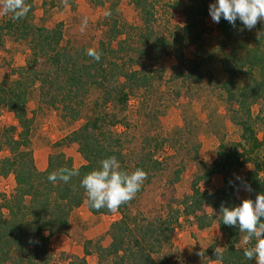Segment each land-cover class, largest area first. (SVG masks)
I'll list each match as a JSON object with an SVG mask.
<instances>
[{"label": "rangeland", "instance_id": "rangeland-1", "mask_svg": "<svg viewBox=\"0 0 264 264\" xmlns=\"http://www.w3.org/2000/svg\"><path fill=\"white\" fill-rule=\"evenodd\" d=\"M152 1L154 15L151 27L146 30L131 0H34L32 22L37 26L60 29L61 45L70 53L77 56L81 50H97L102 41L106 44L111 41L120 66L139 69L145 82L129 92L125 104L115 100L104 104L107 97L115 95L112 90V86L117 85L115 80L110 83L108 92L90 88L71 102L79 113L75 120L71 118L72 110H63L65 103L57 102L55 107L47 103L48 96L41 94L37 81L30 85L26 102L27 115L32 120L29 149L39 170L47 167L48 156L52 153L70 157L74 167L84 164L78 145L63 139L87 119L96 116L106 119L103 129L118 139L127 163H141L147 154L156 161L141 191L124 206L130 213L148 220L165 217L171 209L182 210L180 203L191 194L193 180L198 182L201 190L210 193L223 186L224 175L235 184L243 181L246 172L254 168L247 158H253L260 165L259 176L264 180V109L261 101L250 105L249 119L238 107L237 100L229 98L228 94L231 89L238 95L239 87L240 93L251 91L252 77H257L258 72L254 70L253 76L250 75L251 68L240 66L235 58L242 56L247 48L251 49V54L253 50H257L256 53L264 51V22H258L252 30L241 31L243 25L238 20L237 27L231 26L230 35L226 37L209 12L203 14L201 0ZM204 1L208 7L213 2ZM2 9L3 0H0V23L9 16ZM1 33L0 81L11 83L17 78L13 70L25 65L30 49L28 43L15 34ZM179 52L183 55L180 61L176 58ZM227 58L229 65L237 71L241 67L233 82L224 68L223 60ZM42 64L39 60L37 67ZM122 79L119 78V82ZM52 91L57 99L66 96L64 92L60 95V90ZM110 119H115L117 124L110 125ZM239 119H246L252 125L255 137L262 143L260 149L252 151L251 145L241 138L242 130L236 123ZM20 130L13 112L0 106V159L9 155L8 148L2 143L4 133L16 136ZM236 158H239L237 162ZM225 159L233 162L232 167L213 173L207 179L209 165L214 160L220 164ZM14 188L12 174L0 177V203L2 195H11ZM237 195L243 199L249 193L240 187ZM2 211L6 214L5 209ZM203 212L212 217L206 228H199L192 215L181 214L171 242L163 244L153 254L156 264H221L214 259L212 251L224 249L225 237L215 221V211L206 205ZM107 217L111 222L117 220L119 209ZM77 218L87 221L82 213H78ZM62 234L68 235L69 228ZM243 238H239L237 247L247 245ZM84 242L81 241L82 247ZM95 242L109 244L110 238L107 242L100 236L86 244L96 256L83 254L87 264L98 262ZM60 243L49 240L52 255L49 264H68L79 257L61 250ZM253 264H256L255 259Z\"/></svg>", "mask_w": 264, "mask_h": 264}, {"label": "trees", "instance_id": "trees-1", "mask_svg": "<svg viewBox=\"0 0 264 264\" xmlns=\"http://www.w3.org/2000/svg\"><path fill=\"white\" fill-rule=\"evenodd\" d=\"M33 1L25 0L26 6L30 8L25 17L13 20L12 14L9 13L7 19H3L0 23V32L15 34L17 38L25 40L30 49V56L25 65L13 70L17 78L11 83L0 81V106L13 112L21 129L16 136L5 132L2 141L8 148L9 155L0 159V177L12 174L15 188L11 195L1 197L0 264H49L52 258L49 249L50 238L56 234L68 232L71 212L83 203H86L87 209L92 214L113 213L106 208L98 211L92 209L86 192L80 184L86 174L99 167L102 159L116 156L121 170L131 173L136 168H142L148 178L157 163L148 154L141 163H133V165L127 163L118 139L112 132L103 129L106 119L96 116L87 119L81 127L72 130L63 139L64 142H73L78 145V151L85 160L84 164L74 167L70 157H65L63 153H52L48 156L47 167L44 170L37 169L29 149L32 120L27 115L26 102L30 85L32 86L35 81L39 82L41 94L44 97L48 96L45 99L47 103L53 107L57 102L65 103L63 110H72L71 118L75 120L79 113L78 109L72 107L71 102L81 93L89 91L90 88L108 92L110 83L115 80L117 85L112 86L115 95H111V98L107 97L104 104L112 100L125 104L129 92L140 88L145 82V77L139 69H125L122 65L120 66V62L114 57L113 52L117 50L111 48V41L108 44L103 41L100 43L96 50L101 53L99 62L88 56L87 51L81 50L77 56L70 53L61 45L60 29L37 26L32 22ZM131 1L140 13L143 28L149 30L154 15V1ZM200 4L204 8L203 14H207L209 12L207 2L201 0ZM217 26L224 36L229 37L231 25L226 20L222 18ZM2 43L1 33L0 46ZM246 50L242 56L236 57L235 61L240 62V66L251 68L250 75L256 70L258 76L252 77L251 91L242 90L240 93L239 87L238 95L232 93L231 89H228V94L229 98L237 100L238 107L244 110L246 117L249 118V107L252 103L261 101L264 109V51L256 53L257 50H253L251 54L250 48ZM176 56L179 61L183 58L180 52ZM39 60H42L43 64L38 68ZM226 60L228 58L223 60L224 68L229 74L230 82H233L239 75L241 67L237 71ZM119 78H123L122 81L119 82ZM52 90H55V93L60 90L59 94L64 92L66 96L57 99ZM109 122L110 125L117 124L115 119H110ZM236 123L241 127V138L251 145V150L260 149L262 143L255 137L252 125L246 119H239ZM1 148L0 142V150ZM238 160L239 158H236L235 162ZM247 160L254 166L246 172L243 179V182L250 184L252 188V191H248V198L241 199L237 195V188H244L241 181L236 184L230 183V179L224 175L223 186L213 193L201 190L198 182L193 180L191 194L185 196L180 203L182 210L171 209L167 211L165 217L148 220L130 213L124 207L126 203L122 204L119 207L120 217L112 221L107 230L109 244L102 246L95 242V252L98 256L96 264H104L103 259L105 264H156L153 254L157 253L163 244L171 242V235L178 227L182 213L192 215L199 228H206L211 224V215L203 212V207L206 205L215 211L216 217H213L216 218L218 228L225 237L224 249L220 252L212 251L214 259H217V252L223 256L222 264H253L254 259L248 260L243 250L246 247H252L255 240L249 241L244 247H237L239 238L246 234L240 232L237 227L225 226L220 216L222 205L233 207L239 205L244 199L255 200L257 194L264 193V180L259 176L260 165L253 158H247ZM223 162L219 164V161L214 160L209 165L207 179L213 173L224 172L232 167L233 162L229 159ZM65 167L78 170V175L73 176L67 183L48 181L49 173ZM2 209L6 210V214ZM84 243V255H89L91 252L86 244H91V240H86ZM68 264H87V262L83 256L75 257Z\"/></svg>", "mask_w": 264, "mask_h": 264}, {"label": "clouds", "instance_id": "clouds-1", "mask_svg": "<svg viewBox=\"0 0 264 264\" xmlns=\"http://www.w3.org/2000/svg\"><path fill=\"white\" fill-rule=\"evenodd\" d=\"M2 10L4 14L11 13L13 20H18L25 17L30 8L26 6L25 0H3ZM208 11L212 21L217 24L223 18L236 28L239 20L243 25L241 31L252 30L258 22H264V0H213ZM87 55L97 62L101 59V53L91 48L87 50ZM76 175L78 170L65 167L49 173L47 179L53 183H67ZM146 178L147 173L142 168L129 173L121 170L116 156H110L102 159L99 167L86 174L80 184L92 209L98 211L106 208L110 212H116L122 204L135 198ZM241 183L246 191H252L250 184L243 181ZM220 213L221 222L225 226L237 227L246 234L243 238L245 244L255 240L252 247L244 248V256L250 261L255 259L256 264H264V193L257 194L255 200L244 199L233 207L222 205ZM216 258L222 264V254L216 252Z\"/></svg>", "mask_w": 264, "mask_h": 264}, {"label": "crops", "instance_id": "crops-1", "mask_svg": "<svg viewBox=\"0 0 264 264\" xmlns=\"http://www.w3.org/2000/svg\"><path fill=\"white\" fill-rule=\"evenodd\" d=\"M43 167H44V163H43ZM248 197L245 196V198ZM78 213L85 214L87 217V221H82L79 218H77ZM110 222L111 221L107 217V215L92 214L91 212H89L86 205L83 204L71 212V215L69 217V234L68 235L60 234V235L52 236L50 238V241L61 242L62 243V246L60 247L61 250L67 251L71 254L81 257L84 254L81 241L94 240L100 236H103L105 237V240H107L108 242L107 230L109 228ZM193 226L195 227V225ZM172 242L175 245L176 242L175 237H173ZM107 244H102V246H107ZM52 247L54 249V246L51 245V248ZM90 252L91 253L89 254V257L96 258V256H93V252L91 249ZM95 262L96 260L90 264H95Z\"/></svg>", "mask_w": 264, "mask_h": 264}]
</instances>
